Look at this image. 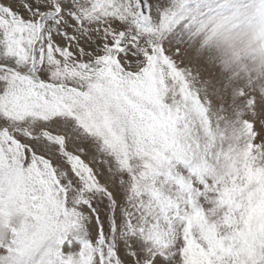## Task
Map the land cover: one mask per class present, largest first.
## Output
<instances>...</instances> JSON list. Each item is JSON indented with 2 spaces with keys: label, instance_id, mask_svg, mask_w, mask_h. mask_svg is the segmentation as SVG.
Returning <instances> with one entry per match:
<instances>
[{
  "label": "snow or ice",
  "instance_id": "obj_1",
  "mask_svg": "<svg viewBox=\"0 0 264 264\" xmlns=\"http://www.w3.org/2000/svg\"><path fill=\"white\" fill-rule=\"evenodd\" d=\"M0 264H264V0H0Z\"/></svg>",
  "mask_w": 264,
  "mask_h": 264
}]
</instances>
